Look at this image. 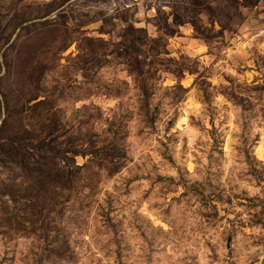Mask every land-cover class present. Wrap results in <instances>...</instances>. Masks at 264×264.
<instances>
[{
	"label": "clouds",
	"instance_id": "9594fccd",
	"mask_svg": "<svg viewBox=\"0 0 264 264\" xmlns=\"http://www.w3.org/2000/svg\"><path fill=\"white\" fill-rule=\"evenodd\" d=\"M43 3L52 6L43 20L62 23L66 32H74L85 14L102 12L116 25L111 36H101L96 29L103 18L97 19L74 39L53 41L59 75L50 78L45 71L46 92L85 84V71L77 67L82 36L119 43L118 34L131 25L156 40L163 35L162 18L176 30L170 50L180 42L184 47L160 59L187 65L179 72L175 64L161 67L147 98L122 65L88 96L56 100L70 134L92 138L80 141V151L55 159V169L73 185L61 192L64 210L55 220L63 236L57 239L55 230L49 236L53 248L66 241L70 249L60 264H264V0H238L234 32L200 13L202 28L224 33L211 43L190 21L174 23L178 0ZM116 80L126 85V95L107 91ZM45 99L40 95L33 103ZM42 243L20 241L9 252L13 264H35ZM5 251L0 240V259Z\"/></svg>",
	"mask_w": 264,
	"mask_h": 264
},
{
	"label": "rangeland",
	"instance_id": "374dc122",
	"mask_svg": "<svg viewBox=\"0 0 264 264\" xmlns=\"http://www.w3.org/2000/svg\"><path fill=\"white\" fill-rule=\"evenodd\" d=\"M88 2L96 3V0ZM237 2L178 0L174 6V23L182 25L190 21L198 36L205 43H211L224 33L202 28L198 23L200 13L206 12L210 23L219 22L222 30L234 32V22L239 16L238 10L233 11ZM213 4L216 6L213 7ZM51 10L52 6L43 3V0H0V177L3 178L0 179V240H3L6 249L0 264H13L14 256L10 257L9 252L14 253L20 241L32 237L37 242H43L35 264H44L46 260L51 264H60V259L70 250L66 241L56 248L49 241L50 233L58 231L55 220L61 217L64 210L61 192L73 187L71 180L55 169L54 163L57 157H63L67 152L80 151L81 140L91 142L92 138L90 134L87 137L70 134L72 128L62 122L63 111L55 108L56 100L72 103L88 96L104 77L112 79L122 65L129 74H135L137 87L147 98L155 90L153 81L161 67L172 70L169 66L175 64L179 72L187 66L175 59H160L161 54L170 56L171 51L180 54V49L184 47L180 42L178 48L170 50L169 37L174 36L176 30L162 18L159 27L163 35L156 40L150 39L145 30H136L131 25L118 34L121 37L119 43L82 36L79 44L83 56L78 57L77 67L85 71V84L81 88L64 84L46 92L41 83L45 71L50 78L59 75L53 70L58 64L53 41L74 39L84 25L101 18L103 25L96 29L101 36H111L116 28L112 19L104 18L101 12L94 17L87 14L79 17L80 23L75 31L66 32L62 23L43 20ZM120 18L125 22L128 20L127 14H121ZM66 19L61 17L62 21ZM184 59L181 55V61ZM44 83L51 84V79ZM99 90L104 92L105 87ZM107 91L123 96L127 88L116 80L107 86ZM40 95H45L46 99L34 104L33 100ZM250 107V104L245 105V110ZM95 114H86L87 118L80 121L81 125ZM62 137L67 139L62 140ZM5 197L10 198L11 204ZM62 236L63 233L58 231L57 239ZM231 241L230 236L229 244Z\"/></svg>",
	"mask_w": 264,
	"mask_h": 264
}]
</instances>
